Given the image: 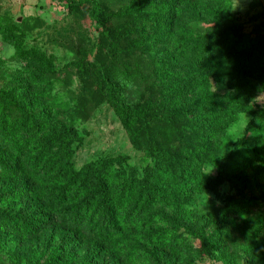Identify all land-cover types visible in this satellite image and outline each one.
I'll use <instances>...</instances> for the list:
<instances>
[{"label":"trees","instance_id":"trees-1","mask_svg":"<svg viewBox=\"0 0 264 264\" xmlns=\"http://www.w3.org/2000/svg\"><path fill=\"white\" fill-rule=\"evenodd\" d=\"M230 8V0H131L114 13L100 0H91L95 20L117 16L135 29L137 23L146 22L158 39L177 44L174 52L153 58L147 75L139 67L131 70L127 61L139 58L137 39H131L123 50L111 43L109 61L97 68H89L84 59L79 63L128 131L132 147L152 161L140 174L124 155L102 157L75 169L73 153L82 143L75 128L80 110L53 93L50 59L38 49L22 47L14 33L16 25L0 23L3 40L15 46L26 72H14L11 87L0 92V179L9 181L0 190V203L9 208L0 210V246L4 238L14 243L60 222L74 235L92 236L99 243L94 254L107 249L124 257L126 264H176L173 254L187 253L186 264H194L200 252L190 239L197 238L204 246L205 228L222 223L244 237L245 264H264V246L256 240L264 218H246L241 225L226 214L207 222L179 207L171 216L154 210L157 204L169 205L172 198L210 193L228 180L241 166L228 162L214 176L206 175L202 167L206 163L218 167V155L229 144L242 148L248 165L264 166L261 133L250 148H245L243 137L234 139L228 133L239 115L252 118L247 127L264 115V109L250 104L252 87L264 80V44L231 20ZM195 17L214 23L215 28L191 27ZM122 33L128 37L130 30L124 27ZM148 48L144 46L141 52H149ZM210 76L219 79L227 92H213ZM140 82L146 83L149 99L142 105L126 104L124 90L139 92ZM156 97L159 123L150 126L148 118L156 114L150 100L157 102ZM60 111L67 122L62 129L50 122L52 114ZM250 203L251 199L231 197L225 201L224 212ZM161 221L169 228L157 225ZM214 238L215 243L219 241L218 236ZM209 251L206 248V254ZM12 257L23 259L17 253ZM49 262L67 264L61 262L58 251ZM80 264H92V259Z\"/></svg>","mask_w":264,"mask_h":264},{"label":"rangeland","instance_id":"rangeland-1","mask_svg":"<svg viewBox=\"0 0 264 264\" xmlns=\"http://www.w3.org/2000/svg\"><path fill=\"white\" fill-rule=\"evenodd\" d=\"M100 1L107 5L110 11L117 13L131 0ZM230 1L231 20L238 23L251 39L264 44V0ZM18 18L21 21H17ZM201 21L195 17L191 27L202 31L215 28L214 23ZM0 23L16 25L18 29L14 33L18 43L25 49H38L50 59L54 72L48 76L54 80L53 93H57L62 101H71L72 107L80 110V120L75 128L82 137V143L75 148L72 157L76 170L88 162L117 155L127 156L128 163L134 166L139 174L144 166L152 164L142 150L132 147L128 131L121 125L114 109L107 102H103L89 79L88 72L79 63L84 59L89 68H97L109 61L111 43L120 45L123 50L129 46L131 39H137L139 44L136 51L140 59L131 57L127 61L131 70L139 67L140 72L147 75L151 72L153 58H160L166 52H174L176 41L164 42L158 39L154 36L150 24L146 22L137 23L139 27L135 29L127 19L117 16L97 21L92 16L91 0H0ZM124 27L130 30L128 37H124L122 33ZM144 46H149V52H141ZM15 53V46L5 42L0 34V92L11 87L10 76L14 72L19 71L26 75L25 62L17 58ZM122 60L124 66L126 61L124 58ZM148 81L151 82V79ZM262 81L252 87L250 104L264 109V80ZM140 83L139 92L136 88L124 90L126 104L142 105L149 99L150 91L146 88V83ZM209 87L215 93L227 92L222 82L214 76L209 77ZM156 99L157 102H152L153 98L150 100L154 107L159 102L158 97ZM153 111L156 114L155 117L148 118L150 126L159 123L158 108L155 107ZM7 113L11 116L17 114L14 111ZM65 119L66 115L60 111L57 115L52 114L50 122L56 128L62 129L67 125ZM251 120L249 115L241 114L237 122L228 128V133L234 139L243 137L245 148L255 144L257 133H261L264 141V115L247 127ZM242 151V148L237 149L229 144L218 155V167L210 163L203 165L202 171L210 176L216 175L222 167H227L228 162L230 165L234 163L241 166L214 191L194 194L188 198H172L169 205L157 204L154 210L171 216L179 207L181 210L196 212L207 222H214L226 214L228 220L241 225L246 218H264V166L260 167L257 163L248 165ZM8 182L0 179V190ZM231 197L251 199V203L225 213V201ZM0 210L9 211V208L0 203ZM157 225L162 229L169 228L163 221L157 222ZM153 226H156V223ZM216 236L219 241L215 243ZM204 238V246L197 238L190 239L194 248L200 252V257L194 264H245L241 246L245 245L246 241L237 229L228 224H209L204 230ZM256 240L264 246V227ZM1 244L0 264H50L49 259L54 255V251H58L61 262L67 264H80L85 258H91L92 264H126L124 257L123 261L114 250L104 249L94 254L99 243L92 236L78 232L74 235L68 225L60 222L28 239L10 243L9 239L4 238ZM206 248L210 249L208 254ZM12 253L22 256V261L13 258ZM173 255L176 264H186L190 259L187 253ZM69 258L71 259L68 260Z\"/></svg>","mask_w":264,"mask_h":264},{"label":"water","instance_id":"water-1","mask_svg":"<svg viewBox=\"0 0 264 264\" xmlns=\"http://www.w3.org/2000/svg\"><path fill=\"white\" fill-rule=\"evenodd\" d=\"M17 21H21V19H20V18H18V19H17Z\"/></svg>","mask_w":264,"mask_h":264}]
</instances>
